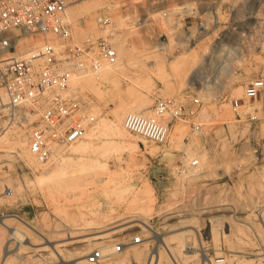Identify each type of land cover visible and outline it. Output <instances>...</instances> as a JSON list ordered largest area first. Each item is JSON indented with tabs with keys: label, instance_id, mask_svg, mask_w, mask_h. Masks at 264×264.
<instances>
[{
	"label": "rangeland",
	"instance_id": "obj_1",
	"mask_svg": "<svg viewBox=\"0 0 264 264\" xmlns=\"http://www.w3.org/2000/svg\"><path fill=\"white\" fill-rule=\"evenodd\" d=\"M89 1L78 0L68 8ZM98 1L92 17L75 22L68 17L72 42L110 35L112 45H120L121 51L116 48L118 60L127 59L128 64L98 82L96 90L84 84L70 85L69 90L86 102L75 117H94L85 136L67 148H59L60 155H52L43 164L34 156L28 163L16 134L24 131L28 149L27 134L39 114L32 119L28 113L22 122L19 110L0 108V137L4 136L0 141V218L8 228L17 226L28 233V241L36 244L16 247L0 225V261L9 242L11 251L4 258L11 254L8 260L14 257V264H68L79 261L74 260L76 246H83L86 260L87 254L105 241L129 243L140 235L141 245L131 250L129 244L124 253L99 264H133L155 249L161 251L164 264H169L167 251L155 238L159 235L167 239L175 256L181 254L189 264H201L203 255L223 260L231 257L233 264L243 260L264 264V183L260 184L264 176V119L256 124L238 121L231 106L232 99H243L245 82L264 71V38L259 36L264 30V5L259 9L257 1L248 3L250 7L254 4L252 9L258 14L249 23L247 57L217 71L214 56L207 66L213 35L185 41L189 32L176 18V11L169 12L166 19L158 14L170 0ZM220 6L208 4V9L218 12ZM242 6L234 5L238 18L244 12ZM100 11L111 15L108 26L97 23L95 17ZM119 16L128 19L121 23ZM221 29L222 25L216 31ZM26 41L32 47L42 43L40 38ZM138 97L148 99L149 111L139 112L145 115H152L156 98L187 101L198 97L201 104L192 117L172 121L166 145L125 129V137L111 135L104 122L116 121L118 113L126 109L123 126L128 109ZM262 103L264 100L258 99L254 106L260 108ZM201 155L208 162L204 164ZM194 158L199 159L198 166L189 167ZM253 197L261 201V210H250ZM131 220L145 221L146 227L111 234ZM236 223H245L248 229L239 230ZM185 230L192 231L175 238ZM100 234L106 237L102 243L91 246L85 241ZM43 236L53 244H64L60 255L52 253ZM179 240L185 246L180 247ZM190 246L196 255L186 261Z\"/></svg>",
	"mask_w": 264,
	"mask_h": 264
},
{
	"label": "built area",
	"instance_id": "obj_2",
	"mask_svg": "<svg viewBox=\"0 0 264 264\" xmlns=\"http://www.w3.org/2000/svg\"><path fill=\"white\" fill-rule=\"evenodd\" d=\"M76 1L0 0V101L4 96L6 105L2 107L8 108L7 112L19 110L18 117L22 122L28 113L39 114L38 121L27 134V147L39 164L45 163L57 149L81 140L94 121L92 115L75 117L83 111L86 102L79 93L69 90L71 80L75 76L97 72L104 65H113L118 60L110 35L82 43L72 42L66 10ZM249 1H257L259 9L264 5V0H170L166 9L158 14L166 19L169 12L176 11V18L189 32L183 39L185 41L213 35L207 58L210 64L206 63L211 65L214 56L216 67L222 69L247 57L245 44L251 35L249 23L258 14L253 11L254 4L248 6ZM212 3L222 4L218 12L217 9H208V4ZM238 3L243 5L245 12L240 18L234 8ZM95 18L101 26L111 23L108 12L100 11ZM220 25L222 29L216 31ZM259 36L264 38V30ZM35 38H40L42 43L32 47L26 40ZM258 99L264 100V71L245 82L243 99L231 100L238 121L256 124L264 119V103L260 108L254 106ZM200 104L198 97L187 101L156 98L153 116L129 112L123 119V127L152 143L166 145L172 121L192 117ZM165 116L169 117L168 121L164 120ZM198 164L199 159L194 158L189 167ZM141 242L140 235L133 236L129 243L105 241L93 248L86 259L90 263H100L122 252L125 246ZM206 259L209 258L206 256ZM222 260L217 258L216 262Z\"/></svg>",
	"mask_w": 264,
	"mask_h": 264
},
{
	"label": "bare ground",
	"instance_id": "obj_3",
	"mask_svg": "<svg viewBox=\"0 0 264 264\" xmlns=\"http://www.w3.org/2000/svg\"><path fill=\"white\" fill-rule=\"evenodd\" d=\"M99 1L98 0H94V1H89V2H85L83 4H78L76 6H74L73 8H67L66 10V18L67 20L70 22L69 18L77 21L80 17H83V16H90L92 17L97 9V7L99 6ZM67 11H68V15H67ZM69 17V18H68ZM126 18L128 19V17L126 16ZM126 18L124 16H119L118 18V22H125ZM130 18V17H129ZM131 19V18H130ZM133 19V18H132ZM117 21V20H116ZM71 24V22H70ZM119 24V23H118ZM124 24V23H123ZM122 25V24H121ZM92 26H93V23H92ZM76 27L77 29H82L81 26L79 25L78 22H76ZM96 29V28H95ZM94 29V30H95ZM116 39V37H114ZM34 47V46H33ZM116 48L120 50V45H117ZM115 48V49H116ZM118 58V57H117ZM118 62H116L115 64L113 65H104L102 69H100L99 71L97 72H92V74L88 73L86 75H82V76H75L72 80H71V83L70 85H72L73 87H76L77 85L79 84H84L86 85L87 87H90L92 89H97V87L99 86L98 82H103L107 77L108 75H110L111 73H113L114 71L118 70V69H125V62L128 64V60L126 59V61H124L123 58H120L119 57V60H117ZM209 64V63H208ZM224 69V68H222ZM221 68L217 67V71H222ZM144 70V69H143ZM146 73V72H145ZM146 76V75H144ZM149 76V75H147ZM98 85V86H97ZM101 85V84H100ZM91 89V90H92ZM4 98L2 99V101H0V107L1 106H4L6 105V103L3 102ZM134 105L132 107H130L128 110L129 112H136V113H139V112H143V113H147L149 110H148V99L146 97H138L137 99L134 100ZM126 111V109H124L122 112L118 113L119 115L116 116V118H118L116 121H110V122H103L106 124L107 128H108V131L111 133V135L113 136H119V137H125L126 134V131L124 130L122 124H121V119H122V116L124 114V112ZM142 113V114H143ZM153 108H152V115H146V116H153ZM32 116V119L37 115L35 113H31L30 114ZM145 115V114H144ZM29 117V116H28ZM27 119V117H26ZM24 119V120H26ZM30 121V120H29ZM25 122V121H24ZM119 122V123H118ZM4 136L0 137V141L4 140L3 138ZM16 140L18 141L17 143L19 144L20 148H21V151H23L24 153V156L26 158V160L28 161V163H32L33 162V154L29 151V149H26L25 148V133L24 131L23 132H19L18 134H16ZM22 153V154H23ZM61 153V150L58 149L56 151V153H54V155L56 156H59ZM191 155V154H190ZM189 158V156H188ZM202 162H204L205 164V161H207L205 159V156L204 155H201L200 156ZM208 162V161H207ZM203 164V163H202ZM208 165V164H207ZM209 166V165H208ZM63 167L61 168V171H63ZM262 174V173H260ZM257 179V178H256ZM261 183H264V176L261 177V180H260V184ZM259 184V186L261 187V185ZM257 197V196H256ZM254 199H252V205H250V210L253 208H258L257 210H261V207H260V202L261 201H258V198L256 199L255 197H253ZM249 203V202H248ZM250 214L246 215V216H243V218H248ZM210 218V217H209ZM217 218V217H215ZM219 218V217H218ZM213 219V218H212ZM211 220V219H210ZM241 220V219H240ZM181 221V220H180ZM211 221H214L211 220ZM140 223H136L134 222V220H131L129 223L126 224V226H122L119 230H115V231H112L111 234H115V233H120V231H124V230H127L128 228H131V227H134V226H139V227H146V222L145 221H139ZM179 222V221H178ZM182 222V221H181ZM243 222V221H242ZM239 230H244V229H248L246 225H243V224H240V223H236ZM0 225L7 231L8 235H9V241H12L13 243H15L16 247L20 248V246H25V247H28L27 245H36L34 244L33 242H30L28 241L30 239V235L24 231H22L20 228H18L17 226L16 227H9L7 225H5V223L3 222V219L0 218ZM31 228V231H37L35 230L33 227H30ZM192 230H185V231H181V232H178L176 233L174 236L176 239H179L180 237L182 236H185L187 234L190 235ZM41 234V233H40ZM106 234V233H105ZM110 234V233H109ZM128 235V233L126 234ZM131 235V234H129ZM84 236V235H83ZM108 236V235H107ZM188 236V235H187ZM44 237V243L48 244L47 247H49L51 250H52V253H57L58 255H60V252L63 251V249H60V247H62L64 244H53V241L45 236ZM74 237V236H73ZM93 237V238H92ZM90 239L88 237V239H85V241L88 242L89 245H95V244H98V243H102L103 241H101L102 239H105V235L104 234H100V235H97V236H92ZM110 237V236H109ZM69 238H72V236H69ZM155 238L157 239V242H160L162 244V246L164 247V249L167 251V254L169 255L170 259H171V263L169 264H189V263H186L184 262V257H180L181 254L179 256H175L174 255V252L173 250L170 248V246L168 244H166L167 242H165L164 239L166 238H161L159 235H155ZM241 238V237H240ZM74 241V239H71V241ZM76 240V239H75ZM99 240V241H98ZM167 240V239H166ZM81 240H78L77 242H79ZM83 241V242H85ZM110 241V240H109ZM76 242V241H75ZM178 242V241H177ZM24 243H27V245ZM86 243V242H85ZM143 242H141L140 244H132L130 246L131 250L132 249H135L138 245H141ZM67 244V243H66ZM88 244L86 243V245L88 246ZM179 244L180 247L182 246H185L180 240L179 242L177 243ZM193 244V243H192ZM10 242L9 244L6 243V249L4 251V256L9 253L11 251L10 249ZM98 246V245H97ZM178 246V247H179ZM30 247V246H29ZM83 246H76L75 249L78 250L76 252V256L74 258L75 259H79L78 262H75V263H68V264H79L80 262H84L86 261L87 264H94V263H90L87 261V259L85 260L83 257L85 256V251L84 249H82ZM192 247L193 246H190L188 247L187 249V256L185 257L186 258V261L188 259H192L195 257V252L194 250H192ZM122 253H124V250L120 253H117L113 256H111L110 258L106 259V260H103L101 262H104V261H109L110 259H114L115 257H117L118 255H121ZM256 253V252H255ZM261 254V253H260ZM11 255V254H10ZM8 255L7 257L2 258V260L0 261L1 263L0 264H14L12 261L15 260L14 257H12L11 259H13L12 261L11 260H8V257L10 256ZM177 255V254H176ZM258 255V254H256ZM175 256V257H174ZM142 257V256H141ZM163 255L161 253V251L159 249H155V251H153L151 254H143V257H142V260H139V259H136L133 264H164L163 262ZM202 259V262L201 264H204V262H206L207 264H216L218 262H216V258H213V259H206V255H203V257L201 258ZM259 259V258H258ZM232 258L231 257H227V259L225 260H222V262H224V264H233L232 263ZM259 261V260H258ZM27 262V261H26ZM59 262V261H58ZM61 262V261H60ZM63 262V261H62ZM100 262V263H101ZM118 262V261H117ZM115 263V264H123L122 262L120 263ZM196 262V261H195ZM25 263V262H24ZM65 263V262H64ZM26 264V263H25ZM67 264V263H66ZM96 264H99V263H96ZM110 264V263H109ZM193 264H200L198 262L196 263H193ZM235 264H262L260 262L258 263H252L250 261H246L244 262V260L241 262H238L235 263Z\"/></svg>",
	"mask_w": 264,
	"mask_h": 264
}]
</instances>
